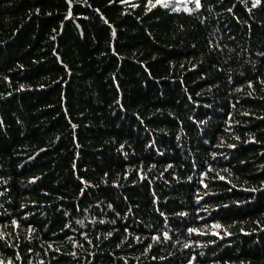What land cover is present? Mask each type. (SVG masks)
<instances>
[{
    "label": "trees",
    "instance_id": "1",
    "mask_svg": "<svg viewBox=\"0 0 264 264\" xmlns=\"http://www.w3.org/2000/svg\"><path fill=\"white\" fill-rule=\"evenodd\" d=\"M199 2L0 0V264H264V0Z\"/></svg>",
    "mask_w": 264,
    "mask_h": 264
},
{
    "label": "snow or ice",
    "instance_id": "2",
    "mask_svg": "<svg viewBox=\"0 0 264 264\" xmlns=\"http://www.w3.org/2000/svg\"><path fill=\"white\" fill-rule=\"evenodd\" d=\"M156 2H157V3H161L162 0H156ZM195 2H196V7L199 8V7H200V2H199V0H195ZM255 3L258 4V3H259V0H255ZM164 6L167 7V4H164ZM253 6H255V4H254ZM185 11H188V9L186 8ZM250 86H251V85H250ZM221 179H223V177H221ZM181 215H183V213H181ZM12 223H13V225H15V224H16V221L13 220ZM213 227L219 228L220 226H219V225H213ZM189 231L191 232V231H194V230H193V229H189ZM186 246H187V245H186ZM189 264H191V262H189Z\"/></svg>",
    "mask_w": 264,
    "mask_h": 264
},
{
    "label": "rangeland",
    "instance_id": "3",
    "mask_svg": "<svg viewBox=\"0 0 264 264\" xmlns=\"http://www.w3.org/2000/svg\"><path fill=\"white\" fill-rule=\"evenodd\" d=\"M164 1L166 3V2H169V1H177V0H162V2H164Z\"/></svg>",
    "mask_w": 264,
    "mask_h": 264
}]
</instances>
